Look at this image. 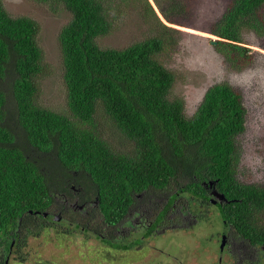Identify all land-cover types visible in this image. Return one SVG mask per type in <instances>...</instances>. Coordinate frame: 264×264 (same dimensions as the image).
I'll list each match as a JSON object with an SVG mask.
<instances>
[{
	"label": "trees",
	"instance_id": "1",
	"mask_svg": "<svg viewBox=\"0 0 264 264\" xmlns=\"http://www.w3.org/2000/svg\"><path fill=\"white\" fill-rule=\"evenodd\" d=\"M35 1L63 4L72 13L59 35L68 113L38 100L48 66L39 21L11 15L0 0V264H28L31 258L30 264H53L36 261L41 250L33 256L25 251L29 237L47 226L51 217L43 212L60 214L54 211L57 196L79 188L93 210L86 216L71 210L59 222L83 226L110 253L142 251L139 238L121 232L132 205L154 196L147 203L156 211L145 233L150 241L159 237L155 228L164 216L184 228L188 220L174 210L196 212L210 204L216 189L228 199L219 213L229 250L240 258L234 263L263 255L264 184L237 176V137L247 117L242 93L229 82L217 83L188 116L184 100L171 96L176 74L160 58L169 37L156 24L150 36L123 49L101 48L99 37L115 29V11L143 4L158 19L150 0ZM153 1L169 22L171 13L181 12L178 3L166 9L163 0ZM263 9L264 0H232L211 29L219 37L216 49L232 65L252 62L243 31L264 36ZM100 109L131 141L130 149L118 150L102 135Z\"/></svg>",
	"mask_w": 264,
	"mask_h": 264
},
{
	"label": "rangeland",
	"instance_id": "2",
	"mask_svg": "<svg viewBox=\"0 0 264 264\" xmlns=\"http://www.w3.org/2000/svg\"><path fill=\"white\" fill-rule=\"evenodd\" d=\"M150 1L158 19H154L152 11L150 14L143 4L115 11V29L99 37L101 48L123 49L150 36L155 24L158 25L170 43L160 58L176 74L171 96L184 100L188 116L195 114L211 86L231 83L242 93L247 109L246 129L237 137V176L243 182L264 184V36L244 29L243 44L252 50L253 60L248 66L236 67L216 49L214 41L219 37L211 30L232 0H163L166 9L171 2L181 5V12L169 14L172 22L163 17L153 0ZM4 3L11 15H26L39 21V42L48 66L40 80L38 100L45 107L68 113L59 35L70 21L71 11L63 4L52 5L35 0H4ZM160 19L171 28L159 25L157 21ZM97 119L102 135L114 148L121 151L131 148V141L105 117L101 109ZM203 210L207 215L200 217V221L191 227L165 231L161 226L157 231L159 237H152L141 252L134 249L110 253V249H106L94 234L83 232V226L72 229L68 224L55 221L48 222L39 236H30L25 251H31L33 256L41 250L42 254L36 261L53 259V264H232L230 252H221L220 248L219 232L227 228L219 210L215 204H208L202 209L197 208L196 213L202 214ZM191 218L185 217L186 220ZM32 261L31 258L28 264ZM256 264H264V254L256 257Z\"/></svg>",
	"mask_w": 264,
	"mask_h": 264
},
{
	"label": "flooded vegetation",
	"instance_id": "3",
	"mask_svg": "<svg viewBox=\"0 0 264 264\" xmlns=\"http://www.w3.org/2000/svg\"><path fill=\"white\" fill-rule=\"evenodd\" d=\"M210 193H211V197L209 203L212 205L215 204L218 210L220 208V205L228 201L225 194L218 192L216 189L211 190ZM138 197L140 198V200L142 199L141 195H138ZM152 197L150 196L151 199H149L148 201L141 200V202H139L136 206L132 205L129 208L128 214L126 215V217H124V220H126L125 225H122L123 229L121 230L122 233H126L127 235L130 234L132 237L139 238L141 242H139L138 246L142 248V251L144 250L145 244L149 245V241H148L149 239L146 240L147 237L145 236V233L149 229V227L150 228L152 227L151 225L152 223H154V220H152L151 218L154 215H156L155 214L156 211H152L150 205L147 204L153 200ZM140 200H136V202ZM93 206L94 205L92 204V201H89L87 197V192L82 188H79L78 190H74V192L70 195L64 194L57 196V202L54 206V211L59 210L61 215L60 214L55 215L53 211H50L51 214H48L46 218L50 216L51 218H49V222L51 221L59 222L62 219V217H65L66 214L71 210L83 212L85 214L84 216H86V214H89L90 211L93 210L92 208ZM165 207L166 205L164 204L162 208ZM174 208H177V206H174ZM64 210L66 211V213L64 212ZM174 211L179 212L184 218L188 216L192 217L191 220L188 219L189 224H185L184 228L191 227L192 225L200 221L199 213L192 212L190 210L188 211V213H184L181 208L175 209ZM201 215H207V214L203 212ZM164 217L165 218L162 219L161 222H157L158 224L156 225L157 228H155V231H158L162 225H165V223L167 222L166 220H168L172 224V227H174V228L171 227L172 229H175L176 227L180 226L176 223V221L171 220L170 218L168 219L166 216ZM70 223L72 222L70 221ZM224 227L227 228L226 226ZM227 233H228L227 230H224V232L223 231L219 232L220 248H221L222 238L224 235L227 236ZM225 250L230 252L228 239L225 248L223 250L221 249V252H224ZM230 255L233 264H235L234 263L235 260H238V262L237 261L236 262L239 263L240 258H237L236 256L233 257L231 252ZM245 262L240 261V264H256V258L253 257L251 260L245 259Z\"/></svg>",
	"mask_w": 264,
	"mask_h": 264
},
{
	"label": "water",
	"instance_id": "4",
	"mask_svg": "<svg viewBox=\"0 0 264 264\" xmlns=\"http://www.w3.org/2000/svg\"><path fill=\"white\" fill-rule=\"evenodd\" d=\"M214 43H217V41L215 40ZM216 193H217V192H216ZM47 214H48L47 212H44V213H43L44 216H47ZM226 238H227L226 235H224L223 238H222V243H221V249H222V250H223V249L225 248V246H226V243H227V239H226Z\"/></svg>",
	"mask_w": 264,
	"mask_h": 264
},
{
	"label": "clouds",
	"instance_id": "5",
	"mask_svg": "<svg viewBox=\"0 0 264 264\" xmlns=\"http://www.w3.org/2000/svg\"><path fill=\"white\" fill-rule=\"evenodd\" d=\"M45 212H47V211H45ZM43 213H44V212H43ZM43 213H42V214H43ZM47 213L49 214V212H47ZM48 214H47V216H48ZM43 216H44V215H43ZM44 217H46V216H44Z\"/></svg>",
	"mask_w": 264,
	"mask_h": 264
}]
</instances>
